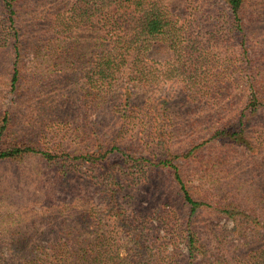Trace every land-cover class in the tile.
I'll use <instances>...</instances> for the list:
<instances>
[{
	"label": "rangeland",
	"instance_id": "rangeland-1",
	"mask_svg": "<svg viewBox=\"0 0 264 264\" xmlns=\"http://www.w3.org/2000/svg\"><path fill=\"white\" fill-rule=\"evenodd\" d=\"M71 2L15 1L21 39L14 87L13 40L0 36V120L10 114L12 140L67 158L49 163L27 153L18 161L0 160V249L11 252L14 241L24 250L29 238H55L65 222H78L83 208L106 214L111 192L118 203L130 205V217L150 240L164 235V218L178 226L188 212L171 169L153 165L172 156L192 196L215 209L197 213L201 235L230 236L232 221L218 214V201L236 197L248 204L264 186V105L251 108L254 96L264 101V9H256L252 20L255 42L244 46L230 31L224 0H177V14L190 18V30L201 40L190 42L195 54L187 71L170 73L166 51L148 54L157 73L151 84L134 87L130 96L128 81L121 80L97 97L85 82L97 50L91 32L63 36L57 26L58 14L67 15ZM189 4L197 7L194 14L188 13ZM5 23L1 10L0 29ZM163 102L170 107L165 119ZM130 107V117H124L119 109ZM242 115L250 149L211 139L215 129ZM87 147L114 150L92 165L76 158ZM104 220L111 222L108 215Z\"/></svg>",
	"mask_w": 264,
	"mask_h": 264
},
{
	"label": "trees",
	"instance_id": "trees-1",
	"mask_svg": "<svg viewBox=\"0 0 264 264\" xmlns=\"http://www.w3.org/2000/svg\"><path fill=\"white\" fill-rule=\"evenodd\" d=\"M15 1L0 0V9L6 20V26L0 29V36L8 34L11 37L15 52L14 72L11 75L13 87L20 79L16 65L21 39L16 27ZM176 1L72 0L67 15L58 14L57 26L61 27L63 36L90 31L91 41L97 43L95 60L86 75L87 91L100 97L110 93L116 82L124 80L128 81L126 94L131 96L134 87L151 84L157 78L154 66L148 65V54L154 55L159 51H166L170 55L167 62L170 73L187 71L186 65L192 62L191 57L195 54L190 42L201 40L193 36L189 27L190 18L188 20L177 14ZM224 2L230 11L227 13L230 31L237 42H242L244 46L246 42H255L252 20L256 9H264V0ZM196 9L191 4L187 5L190 15ZM181 18L188 25L181 22ZM217 36L220 37V34ZM127 102L132 106L131 97ZM162 104L165 119L170 107L164 102ZM260 104L264 105L260 98L254 96L251 99V108ZM130 109L119 110L124 117H130ZM242 118L243 115L239 122L226 123L215 129L211 139L218 136L220 141L234 142L235 147L241 145L245 151L250 149L252 144L246 139ZM10 122L11 116L6 112L0 120V160L18 161L27 153H34L41 154L49 163L58 159L66 161L65 156L50 149L42 150L22 139L12 140ZM113 150L114 147H87L76 158L97 165ZM193 151L194 148L187 154ZM127 155L128 158L137 159L132 154ZM172 159H160L153 165L171 169L188 207L183 224L170 226L164 218L166 233L157 234L154 240H150L144 228L130 217V205L118 203V196L111 192L106 214L95 207L83 208L78 211V222L73 226L65 222L60 226L63 227L62 233L55 238H29L25 241L24 250L20 243L13 241L11 252L0 249V264H264V186L260 185L258 192H254L255 201L248 204L240 203L236 197L225 202L218 201V214L232 221V234L212 233L210 238L204 239L197 228L196 215L204 207L215 209L209 202L192 196L182 170ZM64 171L66 173L67 170ZM133 211L136 213L137 210ZM106 215L110 216L111 222H105Z\"/></svg>",
	"mask_w": 264,
	"mask_h": 264
}]
</instances>
